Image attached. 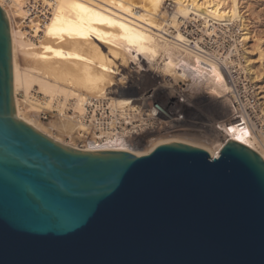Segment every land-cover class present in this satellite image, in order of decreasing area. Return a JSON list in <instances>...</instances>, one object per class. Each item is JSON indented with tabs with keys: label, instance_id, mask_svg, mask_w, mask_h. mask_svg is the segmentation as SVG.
<instances>
[{
	"label": "water",
	"instance_id": "1",
	"mask_svg": "<svg viewBox=\"0 0 264 264\" xmlns=\"http://www.w3.org/2000/svg\"><path fill=\"white\" fill-rule=\"evenodd\" d=\"M0 264H264V158L227 141L86 151L17 115L0 5Z\"/></svg>",
	"mask_w": 264,
	"mask_h": 264
},
{
	"label": "bare ground",
	"instance_id": "2",
	"mask_svg": "<svg viewBox=\"0 0 264 264\" xmlns=\"http://www.w3.org/2000/svg\"><path fill=\"white\" fill-rule=\"evenodd\" d=\"M29 3L46 8L49 17L41 21L38 16L29 14ZM240 4V0H0L11 27L18 117L74 148L83 144L86 151L149 153L162 142H155L147 153L134 150L130 144L131 133L116 116L126 115L128 120L139 95L135 86L126 85L127 78L120 75L121 68H127L132 60L141 70L145 66L150 71L158 69L163 77L182 84L181 102H186L187 95L202 90L217 99H229L227 79L219 65L208 59L200 46L201 39L190 41L179 27L180 22L186 20L184 25L202 22L208 31L210 28L215 31L217 26L230 27L239 22L240 42H247L250 30L245 28ZM29 15V25L24 26L22 19ZM167 23L177 28L176 34L169 33L165 27ZM25 27L35 34L30 37L29 30L24 31ZM258 52L263 58L262 47H258ZM159 58L165 62L158 64ZM261 77L258 75L256 79ZM35 87L42 97L32 94ZM21 88L27 94L26 106L18 98ZM112 89L117 98L108 97ZM93 100L112 101L109 104L112 122L90 114L89 106ZM152 108L153 115L149 117L161 121L165 109ZM45 111L58 113L50 129L61 137L48 132L34 120ZM47 117V114L43 115L44 119ZM219 123L214 124L219 131L218 141L210 143L209 148H201L216 156L227 141L235 140L264 158L257 146L259 138L251 126L241 128L233 121L225 122L223 127Z\"/></svg>",
	"mask_w": 264,
	"mask_h": 264
},
{
	"label": "rangeland",
	"instance_id": "3",
	"mask_svg": "<svg viewBox=\"0 0 264 264\" xmlns=\"http://www.w3.org/2000/svg\"><path fill=\"white\" fill-rule=\"evenodd\" d=\"M240 3L241 12L245 20V28L250 30L249 40L241 44L240 59L242 66L246 72L248 71V77L261 102L262 111L258 126H251V128L254 130L257 139L259 138L257 145L259 150L264 153V99H261V96H264V57L260 58V52H258L259 46L264 50V0H240ZM6 6L8 7L9 5L6 4ZM33 9L31 15L38 16L42 21L45 18L44 14L47 9L42 8L40 5L34 6ZM26 18L22 19L24 26H28L29 20L31 19L30 15L26 16ZM185 22L186 20H182L180 22L181 27H179L184 31V36L190 41L201 39V44L209 46L208 43L210 41L208 37L212 29L210 28L208 31L202 22H189L187 23V28L184 25ZM237 24L240 23L236 22L234 25L239 29V25ZM165 27L172 35L176 34L177 28L170 26L169 23L165 24ZM24 29L27 32L29 30L30 37L35 34L30 28L25 27ZM217 29H221V27L217 26ZM161 58H159L158 64L165 62ZM145 68V71H142L139 64L131 60L129 66L127 68H121L122 72H120L122 77L127 78L125 81L128 84L126 85H133L139 90L137 91V94H139L138 100L133 104V106L135 105L134 109L129 112L130 118L128 117V120H126V115L122 118L119 114L116 115L120 119L119 122L121 125L131 133V136L129 135L131 139L130 144L132 143L131 148L134 150L147 153L155 142L163 143L172 141L185 142L199 147L209 148L210 143L215 140L218 141L219 137V131L215 128L216 125L214 124L219 122H233L231 120L232 104L229 101L231 100L230 98L217 99L216 97L208 95L206 90H202L198 94L187 95L186 98L184 97L186 102H181V99H183L181 83L176 80L175 82L171 78L163 77L158 69L150 71ZM251 68L252 71H250ZM258 75L262 77L257 80L256 77ZM117 78L119 79L121 76H117ZM38 90V87H35L31 92L34 96L39 97L41 95H39ZM112 90L113 93L111 92L108 97L117 98V95L114 93L115 89ZM18 98L23 106H26L27 94L24 88L19 90ZM111 102V100H105V103H102V107L98 110V113L106 112L108 116L113 117L109 106ZM157 105L169 111V115L166 117L162 116L161 121L149 117L153 115L152 112L154 110L152 107ZM56 113L45 111L40 117H34V120L38 121L48 132L61 137L60 134L50 129L51 122L58 117V113ZM146 113L149 115L147 116ZM44 114L48 115L47 119L43 118ZM107 122L112 121L108 120ZM120 129L118 127V130ZM257 130L259 131L258 133H256Z\"/></svg>",
	"mask_w": 264,
	"mask_h": 264
},
{
	"label": "built area",
	"instance_id": "4",
	"mask_svg": "<svg viewBox=\"0 0 264 264\" xmlns=\"http://www.w3.org/2000/svg\"><path fill=\"white\" fill-rule=\"evenodd\" d=\"M28 5L29 14H31L34 10V5L30 3ZM44 17L43 21L49 17L48 10H46ZM185 26H187V24ZM211 34L212 35L208 37V40L210 41L208 43L209 46L201 43L200 46L203 51L207 53L208 59L219 65L230 86L229 96L232 104L231 119H233V121L236 122V125L241 128L258 126L262 114L261 102L245 68L242 66V61L240 59V47L242 43L239 39V29L234 25L216 29L214 32L212 30ZM194 41L198 40L195 39ZM208 54L212 56H209ZM102 103H105V101L93 100L92 105L89 106L90 114H95L98 118L105 119V121L111 120L109 118L112 116H108L106 112L98 113V110L102 107ZM157 106L161 107L159 105ZM164 112H166V114L163 117L169 115V111L166 109ZM225 124L226 123H221L223 127H225ZM217 126H220V124ZM229 128L230 127H228V129ZM258 132L259 131L257 130L256 133ZM82 145L83 144H80L78 149L84 150Z\"/></svg>",
	"mask_w": 264,
	"mask_h": 264
}]
</instances>
